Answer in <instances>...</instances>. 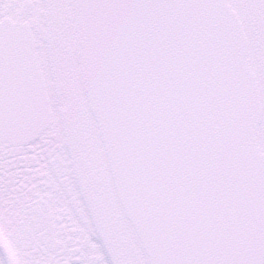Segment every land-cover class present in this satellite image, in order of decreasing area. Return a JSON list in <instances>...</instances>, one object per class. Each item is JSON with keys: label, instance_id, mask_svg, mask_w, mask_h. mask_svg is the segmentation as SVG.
<instances>
[{"label": "snow or ice", "instance_id": "6c2138e0", "mask_svg": "<svg viewBox=\"0 0 264 264\" xmlns=\"http://www.w3.org/2000/svg\"><path fill=\"white\" fill-rule=\"evenodd\" d=\"M0 264H264V0H0Z\"/></svg>", "mask_w": 264, "mask_h": 264}]
</instances>
